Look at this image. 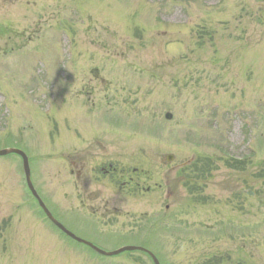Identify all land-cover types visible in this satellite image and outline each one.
<instances>
[{
    "label": "rangeland",
    "instance_id": "374dc122",
    "mask_svg": "<svg viewBox=\"0 0 264 264\" xmlns=\"http://www.w3.org/2000/svg\"><path fill=\"white\" fill-rule=\"evenodd\" d=\"M14 146L55 218L107 252L264 264V0H0V149ZM0 264L153 262L59 231L11 153Z\"/></svg>",
    "mask_w": 264,
    "mask_h": 264
},
{
    "label": "water",
    "instance_id": "95a60500",
    "mask_svg": "<svg viewBox=\"0 0 264 264\" xmlns=\"http://www.w3.org/2000/svg\"><path fill=\"white\" fill-rule=\"evenodd\" d=\"M166 118L167 119H171L172 118V114L170 112L166 113ZM9 153H17L19 155H21V157L23 158V162H24V169H25V173H26V177H27V182H28V186L30 188V190L32 191V193L34 194V196L37 198V200L39 201L40 206L42 207V209L44 210V212L47 214V216L49 217V219L56 224L61 230H63L66 234H68L69 236H71L72 238L76 239L77 241L83 242L89 246H91L92 248H94L95 250H97L100 253L103 254H107V255H113V254H118L120 252L126 251V250H139V251H143V252H147L151 258L153 259L155 264H161L160 261L158 260V258L156 257V255L148 250L145 247L142 246H132V245H128V246H124L121 247L115 251H111V252H107L103 249H100L99 247H97L96 245H94L93 243L80 238L78 236H76L74 233H72L70 230H68L62 223H60L53 215L52 213L49 211V209L47 208V206L45 205V203L43 202V200L41 199L40 195L38 194V192L36 191L32 180H31V172H30V165H29V159L27 154L19 149V148H15V147H10V148H3L0 149V155H6ZM173 158L172 155L168 156V160H171Z\"/></svg>",
    "mask_w": 264,
    "mask_h": 264
},
{
    "label": "flooded vegetation",
    "instance_id": "af4514ba",
    "mask_svg": "<svg viewBox=\"0 0 264 264\" xmlns=\"http://www.w3.org/2000/svg\"><path fill=\"white\" fill-rule=\"evenodd\" d=\"M104 171H105V174H108V173H111V172H113V171H115L116 169L113 167V164L112 163H110L109 164V168L108 169H103ZM123 184H126L125 182L123 183ZM99 197V196H98ZM105 203H107V202H105ZM89 206L91 207V208H93L94 206L93 205H91V204H89ZM113 207H115V206H113ZM93 211V213H96L97 212V210L98 209H92Z\"/></svg>",
    "mask_w": 264,
    "mask_h": 264
},
{
    "label": "trees",
    "instance_id": "16d2710c",
    "mask_svg": "<svg viewBox=\"0 0 264 264\" xmlns=\"http://www.w3.org/2000/svg\"><path fill=\"white\" fill-rule=\"evenodd\" d=\"M213 261H214V264H220L222 262V258L221 257H215ZM213 261H211V263H213Z\"/></svg>",
    "mask_w": 264,
    "mask_h": 264
}]
</instances>
